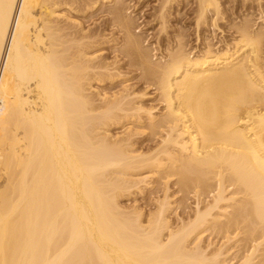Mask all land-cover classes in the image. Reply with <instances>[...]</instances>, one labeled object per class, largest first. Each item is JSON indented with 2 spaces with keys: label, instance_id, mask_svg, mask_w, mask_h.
Returning <instances> with one entry per match:
<instances>
[{
  "label": "bare ground",
  "instance_id": "6f19581e",
  "mask_svg": "<svg viewBox=\"0 0 264 264\" xmlns=\"http://www.w3.org/2000/svg\"><path fill=\"white\" fill-rule=\"evenodd\" d=\"M82 1L0 0V264H264V26L233 23L232 51L206 40L193 55L176 37L154 56L126 2L107 0L102 12L121 35L114 49L157 93L155 115L125 85L105 106L85 92L87 73L124 74L86 58L104 41L70 20ZM173 1L160 0L163 31ZM194 12L197 27L210 13L212 29L222 14L219 0H195ZM119 117L147 120L156 145L135 148L127 129L101 133ZM154 174L165 186L143 221L119 197L153 187ZM168 178L183 210L195 198L176 223Z\"/></svg>",
  "mask_w": 264,
  "mask_h": 264
},
{
  "label": "rangeland",
  "instance_id": "374dc122",
  "mask_svg": "<svg viewBox=\"0 0 264 264\" xmlns=\"http://www.w3.org/2000/svg\"><path fill=\"white\" fill-rule=\"evenodd\" d=\"M87 1L90 0H83L80 3L79 12L68 10V14L70 13L69 15L71 21H75L76 19L80 21V27L82 26L84 30L86 29V31L95 32L96 34H102L100 37L98 36L97 38L98 40L101 39V41L103 40L104 42H101V44L98 45L96 44V46L94 47H89L87 48V50L85 48L86 52L84 53L88 52L86 58H89L88 55H90V57H93L95 55L97 56L95 60H103L109 65V68L113 70L111 72L113 75H117V73L119 72L123 73L124 76L122 75L121 79L119 78L120 76H114L113 79L110 77L105 78V76H103L104 78H101V76L97 78V76H99L98 74L93 75L95 74L94 72L87 73V77L89 76L88 78L90 80L93 78V80L90 81L91 87L87 86L88 89L85 92L93 94V98H96L94 100V103L99 106H105L108 102L114 100V98L110 96L112 92L115 93L120 91L121 88L125 85V88L127 89L128 93L132 92V90L135 92H143L144 96L141 101L147 106L152 107V112H154L155 115H158L163 109V105L162 102L159 101L157 93L154 89H152V87H150V85L148 86L143 82V80L138 78L139 76L136 68L128 65L129 63L127 61V58L114 49L115 46L113 45L120 41L121 35L114 26H111L109 24L110 22L107 19L108 16L105 14V12H102L108 5H111L112 3L108 2L107 0H102V8L98 7L96 10L89 11L88 9L84 8L85 2ZM122 2H126V5L128 6L127 11H129L130 17L133 18L132 20L135 21V30L140 31L141 39H144V44L147 43L148 46L154 48V50L152 51V53L154 52L153 54H155L154 56H163L166 53L165 49L167 46L173 47L176 44V37L182 38V42L185 44L186 49L188 51H192L193 55H197L199 52L202 51V49L206 45V40H209V42L213 45V48H222L225 45H228V47L232 51L234 38L237 35L235 29L232 28L233 23H239L242 19L247 17L248 19H250V21H252V24H254L253 28L258 29L259 27L264 26V0H219L220 10L222 14L218 16L216 27L217 29H212L213 27L211 25L210 13H208L209 15L207 14L205 23L200 24L201 26H196V14L194 12L195 0H174L171 3L170 7L167 8L164 13V31L161 30L160 18H158L160 0H123ZM73 28L74 27L71 26V29ZM85 45L86 47L89 46L88 43H86ZM263 52L262 54L264 56ZM84 53H81V55H83ZM262 62L264 63V60ZM102 94H106L108 98L103 99L102 97H100V95ZM130 96L128 97V99L131 98ZM102 102L104 103V105ZM127 119L128 118L121 119V117H119L112 122L111 120L113 119L109 118L106 120V122L103 121L105 124L102 123V126L99 125L100 131L102 133L104 132V130H108L110 134L116 135L117 133L118 136H121L124 134L122 131H125L127 129L132 132L134 131L133 134L130 136V140L134 142L135 148L147 149L148 147H153L156 145V140L158 139V136L156 134H153V128L150 127L151 124L149 125V122H147V120H144L145 122H134L136 120L133 121L129 118L128 121ZM137 125H139L140 127H137ZM148 125L149 127H147ZM127 130L125 131L126 133L128 132ZM128 134L129 133H127L126 135ZM148 171L149 169L144 170L142 173H139V177H141L142 175H146ZM136 176H138V174ZM168 179V184H166V186H168L169 189L167 190V193L170 196L172 195L171 198L174 197L172 198L174 202H177H173L174 205H172L174 211L172 212L171 209V211L169 212V218L171 219L170 222L176 223L178 221L176 214L179 213V216L186 218L188 213H190L189 211H191V207H193L195 198L191 196L193 194L192 192L189 193L188 199L186 200V210H183L181 206H178V200L181 193L177 192L176 185L173 184L174 181L171 180V178ZM161 180L159 179L157 174H154L153 178L149 180V186L153 187H148L147 184H144L141 185V187H146H143L144 189H142L141 191L139 188H132V192L127 191L123 196L119 197L120 204H122V206L124 204L125 208L129 207L128 210L133 212L139 211V209L141 211L143 210V221H146V217H149L147 214L149 213L148 211L152 212L156 207L155 198L157 197V195L162 193H160L159 191H162L163 187L165 186V183H163L165 182V180ZM159 181L161 182L159 183ZM205 233L202 234V236L205 237L208 234V231H206ZM216 237L219 240V235ZM216 237L213 239L214 242H218ZM216 244H218L217 246H219V243ZM232 251L234 250L232 249Z\"/></svg>",
  "mask_w": 264,
  "mask_h": 264
}]
</instances>
